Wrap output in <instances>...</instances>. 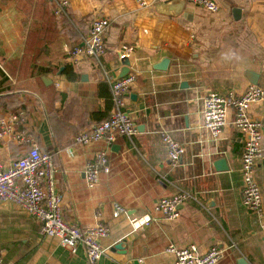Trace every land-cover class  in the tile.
<instances>
[{"label":"crops","instance_id":"crops-1","mask_svg":"<svg viewBox=\"0 0 264 264\" xmlns=\"http://www.w3.org/2000/svg\"><path fill=\"white\" fill-rule=\"evenodd\" d=\"M62 1L0 0V117L24 110L30 140L42 151L60 150L56 190L63 195V216L82 227L109 226L102 239L106 254L90 262L82 246L73 252L41 235L37 219L5 202L2 264H174L166 251L170 243H194L201 253L217 246L224 251L219 264H264V226L242 200L243 135L232 109L219 139L203 127L202 113L211 91L241 94L256 74L264 88V0H214L217 11L189 0H67L57 12ZM96 17L109 21L106 51L99 59L83 55L73 61L68 51L82 45ZM126 48L127 74L135 81L125 110L137 132L131 138L117 135L108 150L110 172L90 189L86 164L108 147L78 146L74 136L107 115L112 95L106 76L120 78ZM164 59L166 69L155 68ZM249 112L264 121V100ZM163 131L185 147L176 167L169 163ZM16 146L27 147L0 138L6 165ZM66 147H73V156ZM222 158L226 168L217 165ZM254 173L264 205V158ZM180 191L193 197L179 204L178 218L133 229L132 220L156 217V202ZM117 206L123 209L118 214ZM122 241V249L114 248Z\"/></svg>","mask_w":264,"mask_h":264},{"label":"built area","instance_id":"built-area-1","mask_svg":"<svg viewBox=\"0 0 264 264\" xmlns=\"http://www.w3.org/2000/svg\"><path fill=\"white\" fill-rule=\"evenodd\" d=\"M145 5L144 0H139ZM210 11H217L218 5L214 0H189ZM68 1L58 3L57 12L66 9ZM109 26L104 17L92 20L88 35L83 38L82 45L70 49L69 55L73 61L86 55L99 59L106 51L103 34ZM130 51L126 48L121 53L125 58ZM111 87L113 109L108 119L96 123L91 128L80 131L74 136L78 146L92 145L105 142L108 148L100 149L89 160L85 168L87 187L93 189L100 182L101 175L110 172L109 147L117 135L131 138L137 131L135 123L125 110L126 96L135 81V75L129 73L121 78L106 76ZM264 100V88L258 84H250L246 90L237 94L234 91L219 93L211 91L203 99V127L213 139H219L227 123L228 110L233 111V124L243 135L244 148L242 152L241 173L243 180L242 200L244 205L255 213L259 222L264 226V205L259 185L255 179L257 161L264 158V121L251 116V106ZM27 114L24 110L9 112L0 117V138H8L26 145L19 158L6 165L0 157V203L12 202L19 209L27 212L40 222L39 233L57 239L61 245L73 252L82 246L88 260L98 261L106 254L102 239L110 233V227L96 222L82 227L69 222L63 216V195L56 190L57 164L54 153L42 151L32 142L25 128ZM162 140L168 147V160L171 166L181 163L185 147L167 132H162ZM69 156L74 155L73 147L63 149ZM193 197L187 191H180L171 196L160 198L155 204L154 217L145 214L132 220L133 229L137 230L149 226L161 217L176 219L180 215L179 204ZM123 209L117 206L116 214ZM174 256V264H219L223 257V250L212 246L207 252L201 253L196 244L177 247L170 243L166 249ZM0 264L1 258H0Z\"/></svg>","mask_w":264,"mask_h":264},{"label":"water","instance_id":"water-1","mask_svg":"<svg viewBox=\"0 0 264 264\" xmlns=\"http://www.w3.org/2000/svg\"><path fill=\"white\" fill-rule=\"evenodd\" d=\"M175 1H181L183 3L185 0H175ZM162 6H164V4H161L159 7H162ZM168 63H169V59H164L158 65H156L155 68L161 69V70L166 69ZM123 64L125 65V67H124V69L122 71V75L120 76V78L123 77V76H125L129 72V65H130L129 58H124ZM250 82L253 83V84H257V82H258V80H257V74L250 76ZM217 165H219L220 168H226V161H225V159H223V158L222 159H219L217 161ZM114 248H116V249H122L123 248V241L117 243L114 246ZM240 264H249V263L246 260H240Z\"/></svg>","mask_w":264,"mask_h":264},{"label":"trees","instance_id":"trees-1","mask_svg":"<svg viewBox=\"0 0 264 264\" xmlns=\"http://www.w3.org/2000/svg\"><path fill=\"white\" fill-rule=\"evenodd\" d=\"M108 99H109L108 112H107V115L106 116L101 117V121H104V120L108 119L109 116H110V113L112 111L113 101H112L111 96H109ZM73 143H75L74 140H73ZM22 151H23V148L22 147L16 146V152H15V156H14L15 158H14V160L20 157ZM49 152L54 153L55 151L49 150Z\"/></svg>","mask_w":264,"mask_h":264}]
</instances>
